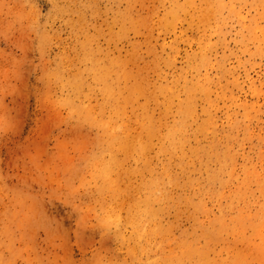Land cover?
Segmentation results:
<instances>
[{
	"label": "rangeland",
	"instance_id": "374dc122",
	"mask_svg": "<svg viewBox=\"0 0 264 264\" xmlns=\"http://www.w3.org/2000/svg\"><path fill=\"white\" fill-rule=\"evenodd\" d=\"M173 1L0 0V264H141L155 243L168 253L180 239L209 231L206 218L183 200L188 192L179 188L164 211L168 237H146L142 255L130 226L123 223L119 238L118 228L103 224L115 213L123 219L137 213L139 189L151 179V170L166 167L181 181L190 177L207 186L201 166L190 165L182 154L159 156L155 147L143 159L107 142L109 125L128 122V132L136 134L137 120L145 115L162 135L172 121L175 110L165 116L155 91L164 77L189 70L195 51L188 43L201 35L191 17L184 16L177 35L161 27ZM233 27L236 38L240 26ZM229 41L220 58L239 53ZM172 47L179 56L167 69ZM190 83H195L191 77ZM222 85L233 89L227 78ZM197 99L191 134L205 119ZM235 114L243 120V112ZM218 121L215 131L198 140L212 141L214 134L217 140L218 132L224 138L227 119L219 114ZM255 125L264 136V117ZM259 146L264 150V142L255 140L243 149L255 157ZM205 163L215 168L214 162ZM106 164L112 166L110 178ZM209 207L218 214L216 204ZM216 243L211 254L225 247ZM226 244L243 249L233 238Z\"/></svg>",
	"mask_w": 264,
	"mask_h": 264
},
{
	"label": "bare ground",
	"instance_id": "6f19581e",
	"mask_svg": "<svg viewBox=\"0 0 264 264\" xmlns=\"http://www.w3.org/2000/svg\"><path fill=\"white\" fill-rule=\"evenodd\" d=\"M169 8L160 20L166 33L176 34L184 16L197 20L201 29L199 40L188 43L195 51L189 59V70L178 78L164 77L161 79L164 84L155 91L154 100L163 106L165 116L175 110L172 121L164 125L162 135L145 115L137 120L141 128L136 134L128 132V122L109 125L107 142L119 145L124 152L133 150L143 159L155 147L159 156L180 158L178 154H182L190 160V165L201 166L207 186L195 183L190 177L181 181L166 167L160 173L151 170V179L139 189L137 213L123 219L121 212L118 215L114 212L115 218L108 216L103 224L109 222L118 228L119 238L123 237L122 227L130 226L138 248L146 237L163 240L169 235V230L164 228V211L173 191L179 188L188 192L183 200L206 218L209 231L204 230L192 240L180 239L168 253L155 243L153 252L141 264H264V150L259 146L252 157L243 149L255 140L259 144L264 142L255 125L264 117V0H183V3L174 0ZM235 24L240 26L236 38L231 35ZM229 39L236 43L239 53L220 58V50L224 49L223 54L229 51ZM170 51L174 55L165 62L167 69L176 65L179 56L177 47ZM242 55L248 59L245 61ZM252 72L258 74L256 80ZM190 77L195 83H190ZM224 78L232 85L231 91L222 85ZM197 97L204 104L205 119L197 126V133L191 134L190 122H196L200 107ZM237 111L243 112L242 121L238 120ZM219 114L227 119L224 138L219 139L218 132L217 140L214 134L212 141H199L205 132L218 128ZM222 126L225 127L223 122ZM205 160L214 162L215 168ZM106 167L110 178L112 166L106 164ZM210 204H216L218 214ZM228 238L241 242L243 249L236 251L229 247ZM216 242L225 247L211 254ZM144 250L139 248L140 255Z\"/></svg>",
	"mask_w": 264,
	"mask_h": 264
}]
</instances>
